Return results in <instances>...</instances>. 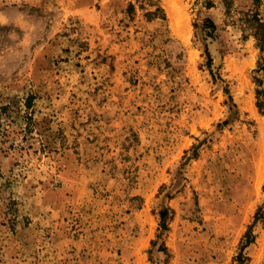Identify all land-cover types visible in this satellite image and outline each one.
Listing matches in <instances>:
<instances>
[{
	"label": "rangeland",
	"instance_id": "obj_1",
	"mask_svg": "<svg viewBox=\"0 0 264 264\" xmlns=\"http://www.w3.org/2000/svg\"><path fill=\"white\" fill-rule=\"evenodd\" d=\"M255 17L0 0V264H264Z\"/></svg>",
	"mask_w": 264,
	"mask_h": 264
},
{
	"label": "trees",
	"instance_id": "obj_2",
	"mask_svg": "<svg viewBox=\"0 0 264 264\" xmlns=\"http://www.w3.org/2000/svg\"><path fill=\"white\" fill-rule=\"evenodd\" d=\"M254 4L257 3V0H253ZM209 7H211V5L209 4L208 5ZM157 12L159 11V9L156 10ZM155 11V13H156ZM155 13H149L148 16L149 18H155ZM254 22H255V26H256V35H255V39L257 41V48L263 52L264 51V23L261 22L260 19H258L257 17H255L254 19ZM32 100V96H28L25 100V103L27 108H29L30 106V101ZM260 216V211L256 213L255 215V219H258ZM245 240H246V243L249 242L250 240V234L249 233H246L245 234Z\"/></svg>",
	"mask_w": 264,
	"mask_h": 264
},
{
	"label": "bare ground",
	"instance_id": "obj_3",
	"mask_svg": "<svg viewBox=\"0 0 264 264\" xmlns=\"http://www.w3.org/2000/svg\"><path fill=\"white\" fill-rule=\"evenodd\" d=\"M168 1V3H169V0H167Z\"/></svg>",
	"mask_w": 264,
	"mask_h": 264
}]
</instances>
